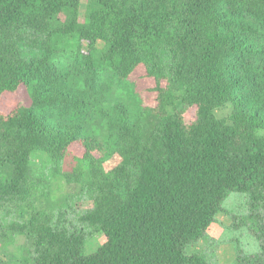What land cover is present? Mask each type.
<instances>
[{
    "label": "trees",
    "instance_id": "1",
    "mask_svg": "<svg viewBox=\"0 0 264 264\" xmlns=\"http://www.w3.org/2000/svg\"><path fill=\"white\" fill-rule=\"evenodd\" d=\"M85 1L0 0V243L33 264H211L188 248L225 198L264 210V0ZM231 228L255 247L232 264H264V228Z\"/></svg>",
    "mask_w": 264,
    "mask_h": 264
},
{
    "label": "rangeland",
    "instance_id": "2",
    "mask_svg": "<svg viewBox=\"0 0 264 264\" xmlns=\"http://www.w3.org/2000/svg\"><path fill=\"white\" fill-rule=\"evenodd\" d=\"M86 1L80 2V14L85 11ZM101 46V44H99ZM231 107L226 104L214 111L217 119H225L229 116ZM46 156L42 152H35L31 156V167L38 168L45 163ZM52 203L58 204L60 199L67 200L66 217L71 226L77 225V215L85 210L87 205L81 201L83 194L77 186L67 184L64 180L58 181L52 186L50 194ZM241 195L230 193L220 206V211L216 214L214 222L209 226L206 237L199 240L188 248V253H198L206 256L211 264H232L239 251L247 254L255 251L254 243L250 236L237 230L238 225L246 224L252 233H257V227L264 228V210L256 209L250 218L251 211L245 210L241 206ZM244 216V217H243ZM233 219V220H232ZM0 233L10 235L5 227L0 228ZM11 237V236H9ZM9 243H0V262L4 264H33L28 257L23 258V247L25 240L21 236H13ZM105 238L101 233L93 235L85 245V254L89 255L97 251L104 243ZM23 258V260H22Z\"/></svg>",
    "mask_w": 264,
    "mask_h": 264
}]
</instances>
